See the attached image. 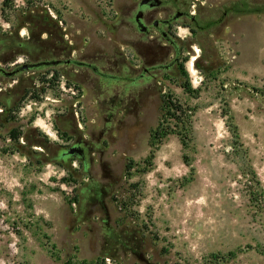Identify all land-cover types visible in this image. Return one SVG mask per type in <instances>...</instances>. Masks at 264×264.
Returning a JSON list of instances; mask_svg holds the SVG:
<instances>
[{
	"label": "rangeland",
	"instance_id": "374dc122",
	"mask_svg": "<svg viewBox=\"0 0 264 264\" xmlns=\"http://www.w3.org/2000/svg\"><path fill=\"white\" fill-rule=\"evenodd\" d=\"M2 1L0 32L13 31L30 1L58 16L73 59L140 63L125 42L135 34L121 21L125 4L138 0H12L4 16ZM185 1L193 2L198 30L177 24L178 74H158L136 98L140 108L128 103L133 76L115 69L110 75L121 79L95 81L105 91L99 96L82 71L63 64L54 80L50 67L19 74L12 117L4 123L0 116V264H145L109 249L107 232L136 235L152 264H264V13L224 15L233 0ZM13 60L0 66L9 71L28 62ZM16 78L0 74V90ZM187 81L192 93L183 88ZM116 92L124 103L110 113L99 100ZM168 97L187 109L189 123L183 126L179 112V119L164 115ZM162 118L179 134L187 128L186 147L177 133L152 138ZM12 127L21 131L18 141L9 137ZM77 136L112 162L108 228L102 211L87 214L81 163L56 159ZM93 168L99 174L96 160Z\"/></svg>",
	"mask_w": 264,
	"mask_h": 264
},
{
	"label": "flooded vegetation",
	"instance_id": "af4514ba",
	"mask_svg": "<svg viewBox=\"0 0 264 264\" xmlns=\"http://www.w3.org/2000/svg\"><path fill=\"white\" fill-rule=\"evenodd\" d=\"M192 3L185 0H138L125 4L121 11L122 24L135 34L134 38L128 37L125 42L139 56L140 63L138 64H129L122 57L111 62L108 59L103 61L90 55L83 56L81 60H78L79 63H73L72 51L68 56L71 61L62 64L69 66L73 74L82 71L83 75L86 76V82L90 84L98 96L105 91L96 86L95 81L99 78H107L103 75H110L109 71L111 69L117 70L125 78L132 75L133 77L127 83V86L131 88L128 103L140 108L142 104L136 98L147 95L149 90L155 86L158 74L168 72L178 74L182 47L180 40L177 38V24H185L192 31H197L199 27L196 24L197 11L191 10ZM226 12L224 10L223 14L226 15ZM90 74L92 77L88 78ZM115 76V80L122 78L120 75ZM131 97L135 98L130 100ZM123 103L124 100L120 97L119 92L112 94L109 101L104 98L99 100V105L103 108L106 106L107 111H110V113H112L113 108L122 106ZM114 117L113 114H110L105 118V123L113 120ZM105 130L106 128L103 127L99 134L100 137ZM99 138L96 142H99ZM74 146L77 147L75 153L79 155H67L66 151ZM59 151L57 160L64 162L68 158H74L81 163L82 171L86 172L88 177V182L83 187L87 188L85 204L90 205L87 214L91 217L98 210L102 211L105 215L104 223L108 228L110 216L107 219L106 211L109 212V210L105 199L109 194L108 188H113L116 179L112 171V162L105 157L104 149L98 148L90 144L85 138L77 136L73 143L60 147ZM95 153L97 154L96 159L92 157ZM95 160L100 171L99 174L95 173L93 168ZM78 208H81V202H79ZM120 233L123 234L124 232ZM106 234L108 235L106 236V243L108 242L106 246L109 249L115 252L120 251L122 254L130 252L137 259H144L145 253L142 250V242L138 240L136 235L121 236L120 239L114 240L111 232ZM140 262L148 264L145 260Z\"/></svg>",
	"mask_w": 264,
	"mask_h": 264
},
{
	"label": "trees",
	"instance_id": "16d2710c",
	"mask_svg": "<svg viewBox=\"0 0 264 264\" xmlns=\"http://www.w3.org/2000/svg\"><path fill=\"white\" fill-rule=\"evenodd\" d=\"M12 0L2 1V15L4 16V8L10 6ZM30 4L24 9L16 14L17 25L12 32H0V63L8 64L12 63L14 57L24 56L28 59V62H36L43 59L52 58H68L70 52L73 50L69 41L65 38L66 30L60 24V19L58 16L53 17L43 5L34 4L29 1ZM224 10L231 12L233 14H244V13H264V4L250 6L247 0H233L228 4H225ZM8 21V20H6ZM25 27L27 30L26 36H20L19 30ZM27 63V62H26ZM57 66V65H56ZM56 66H51V73L53 77L52 80L56 79L59 75V71ZM37 68H31L28 70H35ZM5 71L0 66V74L3 75ZM23 71H18L17 84L12 88L7 90H0V105L2 110L0 111V116H5L4 123H7L12 117L11 112L14 107H16V90L19 87V74ZM183 88L188 93H192L193 90L187 81ZM24 97V96H23ZM163 107L161 109H166L164 115H168L173 118H181L177 116V112L182 115L181 123L183 126L185 123H189L190 115L187 114V109H184L182 105L178 104L172 98H167L162 100ZM163 118L161 122L152 132V138L154 140L161 139L170 133H177L174 129L170 128L169 125L164 126ZM59 131V130H58ZM186 131L179 134L181 143L184 147L187 145ZM21 136V131L18 128L12 127L9 130V137L14 141H18ZM152 154L148 157L149 165L151 164ZM183 161L187 164V157H183ZM74 201H78L77 198H73ZM133 233H112V238L118 240L121 236H132ZM84 264V263H83ZM87 264V263H86Z\"/></svg>",
	"mask_w": 264,
	"mask_h": 264
},
{
	"label": "water",
	"instance_id": "95a60500",
	"mask_svg": "<svg viewBox=\"0 0 264 264\" xmlns=\"http://www.w3.org/2000/svg\"><path fill=\"white\" fill-rule=\"evenodd\" d=\"M70 58H67V59H61V58H52V59H43V60H39V61H36V62H27V63H23V64H20L16 67H14L13 69L9 70V71H3V74L6 76V77H13L17 74L18 71H23V70H28V69H31V68H37V69H40V68H43V67H51V66H56V65H59V64H62V63H68L70 62ZM73 63H79L78 60L76 59H73L72 60ZM104 77H107V78H114L116 76L114 75H103ZM77 147H71L69 148L67 151H66V154L69 155V156H78L79 154L75 153V149ZM109 212L106 211V216H107V219L109 218V215H108ZM139 261H143L145 260L146 263L148 264H152L147 258L146 256L144 257V259H141L139 258L138 259Z\"/></svg>",
	"mask_w": 264,
	"mask_h": 264
}]
</instances>
